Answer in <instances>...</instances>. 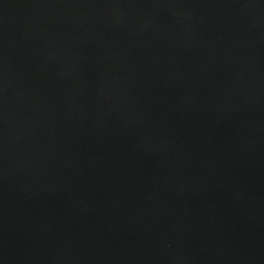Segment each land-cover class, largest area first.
Wrapping results in <instances>:
<instances>
[{
  "label": "water",
  "instance_id": "95a60500",
  "mask_svg": "<svg viewBox=\"0 0 264 264\" xmlns=\"http://www.w3.org/2000/svg\"><path fill=\"white\" fill-rule=\"evenodd\" d=\"M0 264H264V0H0Z\"/></svg>",
  "mask_w": 264,
  "mask_h": 264
}]
</instances>
